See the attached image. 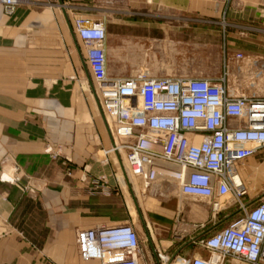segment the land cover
I'll return each mask as SVG.
<instances>
[{"label": "crops", "instance_id": "0c3cea01", "mask_svg": "<svg viewBox=\"0 0 264 264\" xmlns=\"http://www.w3.org/2000/svg\"><path fill=\"white\" fill-rule=\"evenodd\" d=\"M78 8L92 20L106 13V48L116 56L134 39L179 44L185 36L210 41L223 34L224 49L243 55L230 64L231 84L264 97V0H22L11 15L0 5V264H100L79 255L76 231L130 222L114 219L121 199L132 214L129 197L137 192L124 154H104L112 134L87 91L73 30ZM235 173L244 202L264 197L253 201L264 194V150ZM222 212V220L231 219L236 207ZM138 213L155 242L186 258L199 231L173 244Z\"/></svg>", "mask_w": 264, "mask_h": 264}, {"label": "built area", "instance_id": "2783aa9c", "mask_svg": "<svg viewBox=\"0 0 264 264\" xmlns=\"http://www.w3.org/2000/svg\"><path fill=\"white\" fill-rule=\"evenodd\" d=\"M21 1L0 5L11 15ZM73 30L84 50L88 94L111 130L113 144L104 154H124L145 188L158 179L175 182L180 196L206 201L213 217L236 207L231 219L217 221L225 226L213 225L191 240L200 253L189 258L168 254L140 219L142 233L134 221L76 231L79 255L100 264H264V197L244 202L246 189L235 173L237 164L264 150V97L239 93L230 81V64L243 55L224 49L216 77H114L104 22L77 16ZM180 239L174 232L173 244Z\"/></svg>", "mask_w": 264, "mask_h": 264}, {"label": "rangeland", "instance_id": "374dc122", "mask_svg": "<svg viewBox=\"0 0 264 264\" xmlns=\"http://www.w3.org/2000/svg\"><path fill=\"white\" fill-rule=\"evenodd\" d=\"M214 1L222 2L221 0ZM80 11L81 9L78 8L75 17H84L78 14ZM88 13H91L90 9ZM84 18L91 19L90 17ZM199 19L207 23L212 20L202 16ZM95 20L106 22V13L97 15ZM201 25L205 26L206 23H201ZM200 37L201 35H197L193 39L185 36V41H181L179 44L157 41L148 45L134 39L128 43L127 50L120 56H116L114 52L107 49L108 73L110 76L122 78L139 73L152 77H216L221 74L223 66V34L215 39L209 38L210 41ZM229 54L232 53L229 52ZM262 92H264L263 89L260 90L261 94ZM130 179L133 185L137 184V187L140 188V194L141 190H145V192L141 195L136 194L139 196V200L135 193L133 195L130 193L128 203L132 214L126 202L120 198L121 201L117 204L114 219L134 221L136 226L139 224L138 228L141 233L142 227L139 223L138 210L143 216L146 214L147 220L162 234L172 236L173 232L181 234L180 243L190 241L196 235L199 228L197 229L195 226L206 224L210 219L216 222L223 221V212L213 217L206 201L180 196L177 185L173 181L167 182L158 179L155 184L145 189L139 179L134 177H130ZM262 196H264L262 193L254 194L253 201ZM147 202L148 204L143 207L142 205ZM227 223L221 222L217 229ZM187 250H189V254L186 258H189L193 253H200L199 247L193 243H190ZM166 252L170 254L168 251Z\"/></svg>", "mask_w": 264, "mask_h": 264}, {"label": "flooded vegetation", "instance_id": "af4514ba", "mask_svg": "<svg viewBox=\"0 0 264 264\" xmlns=\"http://www.w3.org/2000/svg\"><path fill=\"white\" fill-rule=\"evenodd\" d=\"M214 222L215 221L212 222V220L210 219V221L208 223L199 225L201 227V229L199 230V233L202 234L203 232L210 229L213 225H215V227L219 226V224H217V222H215V223Z\"/></svg>", "mask_w": 264, "mask_h": 264}, {"label": "bare ground", "instance_id": "6f19581e", "mask_svg": "<svg viewBox=\"0 0 264 264\" xmlns=\"http://www.w3.org/2000/svg\"><path fill=\"white\" fill-rule=\"evenodd\" d=\"M9 179V178H8ZM134 188H135V190H136V192H137V194L139 193V188L137 187V184L135 185L134 184ZM139 197V196H138Z\"/></svg>", "mask_w": 264, "mask_h": 264}]
</instances>
